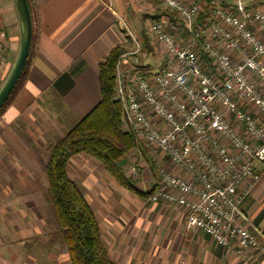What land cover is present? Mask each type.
I'll return each mask as SVG.
<instances>
[{"label":"crops","instance_id":"crops-1","mask_svg":"<svg viewBox=\"0 0 264 264\" xmlns=\"http://www.w3.org/2000/svg\"><path fill=\"white\" fill-rule=\"evenodd\" d=\"M149 1L30 0L28 58L19 87L0 110V264H70L45 198L46 149L99 102V63L113 47L125 43L123 17L129 20L137 11L147 10ZM216 1L225 7L232 4V0ZM206 3L209 0L201 4L204 8L199 17L210 21ZM159 14L157 10L150 17ZM0 25L6 29L8 46L1 81L9 73L19 46L13 0H0ZM141 53L153 56L151 48H142ZM126 58L130 63L139 62L137 54ZM156 59L144 67L139 62L145 74L152 75L160 68L161 49ZM121 129L125 131L122 125ZM136 146L131 156L142 161L133 166L121 158L119 165L137 189L142 191L145 183L152 192L158 187L156 164L140 143ZM144 161L150 164L154 177L149 169H142ZM160 162L170 166L164 157ZM254 166L260 177L240 208L264 233V162ZM132 167L138 174L132 173ZM173 172L188 178L177 168ZM141 174L147 178L139 179ZM67 175L91 206L107 256L116 264H240L234 243L229 247L216 245L205 232L186 230L181 208L150 202L149 195H134L94 158L83 153L71 156ZM248 258L249 264H264V253Z\"/></svg>","mask_w":264,"mask_h":264},{"label":"built area","instance_id":"built-area-1","mask_svg":"<svg viewBox=\"0 0 264 264\" xmlns=\"http://www.w3.org/2000/svg\"><path fill=\"white\" fill-rule=\"evenodd\" d=\"M246 1L209 0L212 19L204 21L205 0H159L146 32L161 49L160 68L147 75L130 63L126 56L141 53L142 44L124 25L134 50L119 55L113 73L122 127L156 164L150 202L181 208L185 229L216 245L234 243L240 264L264 253V233L240 208L260 177L254 163L264 162V1ZM6 34L0 25V76Z\"/></svg>","mask_w":264,"mask_h":264},{"label":"trees","instance_id":"trees-1","mask_svg":"<svg viewBox=\"0 0 264 264\" xmlns=\"http://www.w3.org/2000/svg\"><path fill=\"white\" fill-rule=\"evenodd\" d=\"M26 1L31 13L30 0ZM125 38V43L113 47L99 63V102L50 145L45 160V198L52 209L70 264H116L107 256L91 206L79 186L67 175L71 156L83 153L94 158L120 186L136 196L147 197L151 193L137 189L119 165L120 159L136 145L133 134L121 129V106L113 98L114 65L131 44V39ZM139 38L142 48L149 50L150 39L144 28Z\"/></svg>","mask_w":264,"mask_h":264},{"label":"water","instance_id":"water-1","mask_svg":"<svg viewBox=\"0 0 264 264\" xmlns=\"http://www.w3.org/2000/svg\"><path fill=\"white\" fill-rule=\"evenodd\" d=\"M13 2L19 23V46L12 67L0 86V109L7 101L16 81L23 72L31 45L32 23L27 1L13 0Z\"/></svg>","mask_w":264,"mask_h":264},{"label":"rangeland","instance_id":"rangeland-1","mask_svg":"<svg viewBox=\"0 0 264 264\" xmlns=\"http://www.w3.org/2000/svg\"><path fill=\"white\" fill-rule=\"evenodd\" d=\"M149 6H148V8H147V10H144V11H146V12H144V11H140V12H136L135 13V16H131V18L128 20V19H126V18H124L123 17V21H124V24L126 25V27H127V29L133 34V36L134 37H136L137 35L139 36V33H140V31H141V29H145L146 30V26L151 22V20H152V18L150 17V15H152V14H155L156 12H157V4L158 3H156V1H154V0H151V1H149L148 3H147ZM149 35V34H148ZM150 36V35H149ZM148 36V37H149ZM149 41H150V45H151V52H152V54H153V56H146V55H142V53H139V54H137V58L139 59V62L142 64V63H144L143 64V67H144V65L146 64V63H149V62H151L152 60H158V59H156V57L158 56V53H159V50H160V47L157 45V43H156V41L150 36L149 37ZM130 45V47L129 48H127V50H126V52H131V51H133L134 50V44H133V42H132V40H131V44H129ZM9 66L10 67H12L10 64H9ZM9 69H11V68H9ZM10 71V70H9ZM8 75V74H7ZM6 75V76H7ZM6 78V77H5ZM5 79H3V80H1L0 81V86L2 85V83H3V81H4ZM20 85V84H19ZM19 85H17V88L19 87ZM16 88V89H17ZM16 89H15V91H16ZM14 91V92H15ZM3 111V110H2ZM2 111L0 112V115H1V113H2ZM121 125H122V123H121ZM135 147H137L136 145L134 146V148L133 149H131V150H129L123 157H122V159H123V161L125 162H128L130 165H133V166H135V165H137V163H140V161H142V159L143 158H139L138 156L136 157H134V156H131V151H133L134 149H135ZM48 150H49V147H47V149H46V151H47V153H48ZM131 152V153H130ZM48 155V154H47ZM123 162V163H124ZM145 162V161H144ZM143 164H145L146 166H142V169L144 168V167H146V169H149V174H150V176H153L154 177V173H152L151 174V172H150V168H149V163L148 162H145V163H143ZM42 167V166H41ZM138 167H140V166H138ZM141 168L139 169V171H140V173H141V170H142ZM146 174V173H145ZM145 176V175H144ZM144 176H142V174L140 175V177H139V179H142V177H144ZM145 178H147L146 176H145ZM150 181V180H149ZM145 185L147 186V187H145ZM148 185L147 184H143V188H142V191H148Z\"/></svg>","mask_w":264,"mask_h":264}]
</instances>
